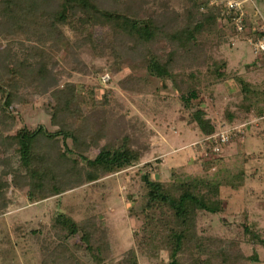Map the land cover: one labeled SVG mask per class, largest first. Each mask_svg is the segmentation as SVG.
Segmentation results:
<instances>
[{
  "label": "trees",
  "instance_id": "16d2710c",
  "mask_svg": "<svg viewBox=\"0 0 264 264\" xmlns=\"http://www.w3.org/2000/svg\"><path fill=\"white\" fill-rule=\"evenodd\" d=\"M207 2L161 0L154 5L147 18L140 19L134 15L135 12H130L126 0H107L104 5H100L97 0H0V26L9 29L8 34L11 36L37 38L40 43L38 46L24 44L20 51L22 57L16 59V65L0 68L2 153L8 163L14 162L13 159L16 163L10 171L13 176L10 183L0 178V214L9 207L7 190L12 185L25 193L31 203L61 195L64 192L63 183L54 178L59 164L64 168L71 166V169L81 160L87 161L88 179H94L100 173H113L139 162L150 146L155 129L140 113L138 105L130 103L126 97L145 90L144 87L148 91L153 78L168 80L180 98L167 99L171 101L154 106L159 107V110L158 115L152 118L156 124L171 122L175 125L183 122L184 128L190 126L201 135L197 149L204 150L201 152L202 171L197 175L181 176L179 174L183 172L176 170L175 181L170 185L153 179L149 171L143 174L147 187L143 214L149 225L162 229L160 240L168 253L167 264H203L204 260L187 263L183 257L193 245L198 211L224 213L226 207L222 190L239 189L245 181L242 173L233 171V168L223 163L222 152L226 147L221 153L215 152L209 137L218 132L217 122L220 119L216 121L209 116L210 104L205 107L201 99L203 90H214L216 82L225 80L228 61L214 57L202 72L190 71L192 74L187 75L184 67L179 70L173 67L178 49H183L191 56L201 48L202 43L209 47L221 46L224 42V27L233 29L229 10L219 8L214 12H206L202 19L197 17L195 9ZM242 2L248 30V24H258L261 16L257 19L256 12L252 21L249 16L251 3ZM67 30L80 37L79 41L71 45V56L86 50L99 58L101 51L107 52L106 48L117 53L114 62L118 70L114 75L116 79L112 80L115 87L108 91L112 102H101L94 98L95 85L88 86V93L81 95L78 84L71 81L63 88L55 87L52 92L50 108L54 130H49L44 124H38L35 128L20 126V116L11 110L9 101L39 84L35 78L31 79L34 70L41 78L48 76L46 73L54 59L50 49L59 50L69 40ZM253 32H256L255 27ZM160 45L165 47L159 51ZM125 49L137 53L140 60L136 65H146L147 76L142 77L131 71L126 73L121 68L122 64L119 63L125 59ZM256 59H260L255 61L259 64L264 54H257ZM257 63L249 64L247 68L252 69ZM192 78L197 81L191 82ZM235 79L243 96L242 107L255 111L259 118L264 117V86L261 88V85L258 87L256 84L255 87V84L248 83L239 75ZM53 81L49 77L43 89L52 88ZM153 89L155 94L160 93L159 87ZM211 110L216 118L221 117L227 125L239 124L228 121L225 115L218 116L220 111L215 110V107L212 106ZM107 138L110 141L108 143L105 142ZM142 139L145 150L138 146ZM93 151L96 152L94 159L86 157ZM214 167L218 169L211 172ZM57 221L67 231L68 237L76 240L83 255L91 258L93 264L108 263L110 257L103 245H96L99 228L94 222H76L62 211L58 213ZM246 230L253 237L258 236L247 224ZM234 251L236 253H232L230 259L223 261L225 264L239 263V259L244 256L243 249ZM225 254L224 249L218 252V256ZM128 255L127 264H140L135 250ZM76 261L83 264L73 251L68 252V245L64 243L55 255L43 257L39 264H76Z\"/></svg>",
  "mask_w": 264,
  "mask_h": 264
},
{
  "label": "rangeland",
  "instance_id": "374dc122",
  "mask_svg": "<svg viewBox=\"0 0 264 264\" xmlns=\"http://www.w3.org/2000/svg\"><path fill=\"white\" fill-rule=\"evenodd\" d=\"M160 1L126 0V5L130 6V12H135L134 15L142 19L147 18L154 5ZM225 1L208 0L206 5L195 9L197 17L202 19L206 12L218 10ZM238 1L251 3L250 14L248 13L251 20L256 12L257 19L261 15L264 17V0ZM97 2L104 5L107 0ZM255 25L249 23L246 34L242 36H238L228 26L227 29L224 27V42L221 46L209 47L202 43L201 48L194 51L195 55L189 56L183 49H178L174 57L173 67L176 70L184 67L186 75L192 74L190 71L202 72L214 57L228 61L224 72L225 80L216 82L214 90H203L201 99L205 102V107L210 104V117L216 121L221 119L212 113L213 106L220 111L219 116L225 115L228 121L239 123L235 126H239L243 133L234 137L226 146L222 158L225 166L242 173V178L245 176L244 185L235 190H222L226 207L224 213L198 211L193 245L183 256L187 263L204 260L203 264H225L232 257L231 254L236 253L234 250L243 249L246 253L243 251L244 256L235 264H264V117L259 118L255 111L242 107L243 96L235 79L239 75L248 83L255 84V87L256 84L258 87L261 85V88L264 86V59L259 64L255 62L260 59H256L257 53L247 41V36L255 34ZM8 30L0 26V68L16 65V59L22 57L20 51L24 44H40L37 38L11 36ZM66 34L69 40L59 50L50 49L54 59L46 73L48 76L41 78L34 70V77L31 79L35 78L39 84L10 99L11 110L22 121L20 126L35 128L38 124H44L49 130H54L50 108L52 92L55 87L63 88L71 81L78 84L81 95L88 93V86L95 85L94 98L101 102H112L108 91L115 87L112 80L116 79L114 75L118 70L114 62L117 53L106 48L107 52L101 51L99 58L86 50H80L78 55L71 56V45L79 41L80 37L71 30H67ZM164 47L165 45H160L159 51ZM123 55L125 59L119 64H122L121 68L126 73L137 72L142 77L148 75L146 65H136L140 60L137 53L125 49ZM252 63L257 65L248 69V65ZM116 76L120 78L119 75ZM49 77L54 80V86L48 90L43 89ZM190 81L196 82L197 79L192 78ZM150 84L148 91L144 87L145 90L126 97L130 99V103L138 105L140 113L155 129L147 150L143 139L142 143L138 142L140 149L145 150L139 162L113 173H96L94 176L98 175L94 179H88L90 175L87 161L81 160L71 169V166L64 168L59 164L54 178L62 181L64 192L34 203L29 202L25 193L14 185L8 188L10 204L6 212L0 214V264H39L43 257L55 255L64 243L68 245V252L73 251L83 264H93L91 258L83 255L76 240L69 238L67 231L57 221L60 211L76 222H94L99 228L98 238L103 240L102 243L96 241V245H103L110 257L107 264H127L128 254L132 250L136 251L140 264L169 262L168 253L160 240L162 229L149 225L143 214L147 192L143 174L149 171L153 179L168 185L175 181L176 170L183 172L179 174L181 176L197 175L202 171L201 152L204 150L197 149L201 135L190 126L184 128L183 122L175 124L176 127L171 122L155 123L152 117L158 115L159 107L154 106L171 101L167 99H179L180 94L170 87L168 80L153 78ZM155 87H159V94L154 93ZM105 142H110L109 138ZM69 143L73 146L71 140ZM3 156L0 140V178L10 183L13 179L10 171L16 163L14 159V162L8 163ZM95 156L96 152L93 151L86 157L94 159ZM217 169L218 167H214L211 172ZM234 174L240 177L238 173ZM246 224L258 236L253 237L248 233ZM222 249L227 255L218 256Z\"/></svg>",
  "mask_w": 264,
  "mask_h": 264
},
{
  "label": "built area",
  "instance_id": "2783aa9c",
  "mask_svg": "<svg viewBox=\"0 0 264 264\" xmlns=\"http://www.w3.org/2000/svg\"><path fill=\"white\" fill-rule=\"evenodd\" d=\"M212 4L214 5L215 1L212 2ZM220 9L230 11L232 28L238 36L246 34V12L243 8L242 1L226 0L223 2ZM255 31L254 35L247 36V41L257 54H264V17L262 15L259 23L255 25ZM105 81H107V79H105ZM217 127L218 132L209 137V140L213 142L215 152L221 153L223 148L228 146L232 139L242 132L239 126H229L221 119L218 120Z\"/></svg>",
  "mask_w": 264,
  "mask_h": 264
}]
</instances>
